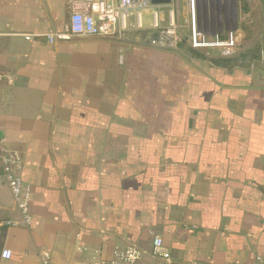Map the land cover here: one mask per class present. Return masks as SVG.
<instances>
[{"label": "crops", "instance_id": "obj_1", "mask_svg": "<svg viewBox=\"0 0 264 264\" xmlns=\"http://www.w3.org/2000/svg\"><path fill=\"white\" fill-rule=\"evenodd\" d=\"M69 16V0H0V143L32 215L6 224L20 215L0 186V264H107L129 245L153 262L154 235L167 264L264 263V44L225 67L150 46L148 24L48 42Z\"/></svg>", "mask_w": 264, "mask_h": 264}, {"label": "built area", "instance_id": "obj_2", "mask_svg": "<svg viewBox=\"0 0 264 264\" xmlns=\"http://www.w3.org/2000/svg\"><path fill=\"white\" fill-rule=\"evenodd\" d=\"M208 0H171L168 4H152L150 0H69L70 16L65 30L45 33L48 42L69 40L75 37L108 36L124 40L130 30L141 31L144 28L142 10L151 8V31L147 42L152 47L177 49L179 42H186L192 49L200 50L206 55L216 49L222 57L234 54L241 34L236 24L213 25L209 19ZM167 7L166 23L161 24L163 8ZM31 40L33 34L22 35ZM12 81L11 75L0 72V81ZM20 155L0 143V186H6L13 198L20 218L6 221V224L29 226L32 222L30 212V190L24 186L21 173ZM1 224V223H0ZM155 261H144V252L129 245L115 248L113 258L107 264H167L170 253L165 248L160 235H154L149 253ZM12 256L9 248H3L0 258L8 260ZM45 260L48 253H44ZM255 261L264 264L259 256ZM87 264H101L97 260Z\"/></svg>", "mask_w": 264, "mask_h": 264}, {"label": "rangeland", "instance_id": "obj_3", "mask_svg": "<svg viewBox=\"0 0 264 264\" xmlns=\"http://www.w3.org/2000/svg\"><path fill=\"white\" fill-rule=\"evenodd\" d=\"M207 5L209 19L212 20L213 25L236 24L241 34L234 54L227 57L249 49L254 57L247 56L239 60L247 65L249 61L256 59L264 44V0H208ZM142 20L143 26L151 24V8L142 10ZM147 35L146 38H148ZM211 55L221 56L216 49L204 56L211 57Z\"/></svg>", "mask_w": 264, "mask_h": 264}, {"label": "trees", "instance_id": "obj_4", "mask_svg": "<svg viewBox=\"0 0 264 264\" xmlns=\"http://www.w3.org/2000/svg\"><path fill=\"white\" fill-rule=\"evenodd\" d=\"M150 34H151V36H156L157 35V31H150ZM182 44H184V42H179L178 43V48ZM188 50L193 52L195 49H192L189 46ZM247 56L254 57V54H251V51L249 49H247L246 51L240 52L237 55L232 56V57H221V56L212 57V58H210V61L212 63H214V64H217V65H222V66H225V67H232V66H235V65H243L242 62L239 59L246 58ZM202 57L207 58V56H204V55H202Z\"/></svg>", "mask_w": 264, "mask_h": 264}, {"label": "water", "instance_id": "obj_5", "mask_svg": "<svg viewBox=\"0 0 264 264\" xmlns=\"http://www.w3.org/2000/svg\"><path fill=\"white\" fill-rule=\"evenodd\" d=\"M171 0H150L152 4H168Z\"/></svg>", "mask_w": 264, "mask_h": 264}]
</instances>
